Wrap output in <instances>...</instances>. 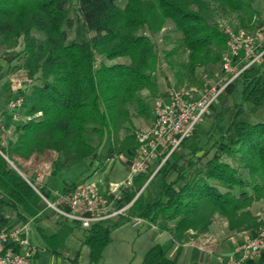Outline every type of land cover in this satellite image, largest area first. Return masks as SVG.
<instances>
[{"label":"trees","instance_id":"16d2710c","mask_svg":"<svg viewBox=\"0 0 264 264\" xmlns=\"http://www.w3.org/2000/svg\"><path fill=\"white\" fill-rule=\"evenodd\" d=\"M254 1L0 0V49L17 51V64L11 70L30 82L20 112L23 121L13 128L14 138L7 139L1 151L18 164L49 154L58 157L61 168L98 161L103 172L119 156L131 161L140 146L133 118L153 119L152 103L165 96L155 79L161 56L177 90L188 87V81L204 90L198 72L210 76L212 70H220L227 29L264 31V17ZM228 18L237 25H222ZM168 24L174 37L163 39L173 47L161 55L153 37ZM239 86L241 103L213 105L212 125L207 129L199 125L155 176L162 177L158 197L141 201L155 179L149 182L152 167L123 192L120 206L131 202L148 183L131 210L145 221L143 227L158 230L171 223L172 241L179 245L208 234L217 220H223L231 234L256 236L264 231V123L239 120L246 113L245 105L251 106L252 114L264 107V61L246 70L223 95L232 96ZM19 167L12 168L0 155V210L12 208L23 224L37 222L44 208ZM170 174L176 177L167 182ZM74 188L68 186L65 192ZM256 204L263 205L258 214L252 211ZM119 224L82 230L59 219L56 235L44 246L59 254L80 230L83 244L91 247V264H98ZM144 264L176 263L161 245H155ZM257 264H264V255Z\"/></svg>","mask_w":264,"mask_h":264},{"label":"built area","instance_id":"2783aa9c","mask_svg":"<svg viewBox=\"0 0 264 264\" xmlns=\"http://www.w3.org/2000/svg\"><path fill=\"white\" fill-rule=\"evenodd\" d=\"M226 33L227 50L220 65L222 83L202 93L193 89L172 90L154 101L152 131L139 136L140 146L137 149L139 156L137 160H132L131 172L125 182L111 184L107 193L102 192L101 187L86 182L62 194L53 193L54 198L51 201L50 195L41 185L26 179L41 199L44 208L42 214L50 210L57 218L82 230H88L96 224L112 222L130 223L134 228L145 226V221L134 216L131 210L148 183L131 202L120 206L119 201L123 192L133 186L137 175L155 165L149 178L150 182L163 169L173 153L179 150L182 142L191 137L195 129L210 115L212 106L217 103L226 89L246 70L261 65L264 61V31L236 32L227 29ZM25 82L15 81L14 84L12 82V86L22 90L26 87ZM24 107V98L18 96L8 103L6 110L12 115L13 121H19L20 112ZM10 136V130L0 120V155L8 162L1 148L6 146ZM31 223L0 230V264L34 263L38 249L31 243ZM262 255H264V231L255 238L239 244L235 254L228 259H221V263L248 264L252 259Z\"/></svg>","mask_w":264,"mask_h":264},{"label":"rangeland","instance_id":"374dc122","mask_svg":"<svg viewBox=\"0 0 264 264\" xmlns=\"http://www.w3.org/2000/svg\"><path fill=\"white\" fill-rule=\"evenodd\" d=\"M254 6L259 10L262 17H264V0H255ZM75 17V13L72 14ZM226 22V23H225ZM237 25L234 18H228L225 20L222 25ZM172 30V25L168 24L166 29L160 33L159 35L153 37V40L157 44L159 54L162 55L163 50H170L173 47L172 42H168L163 37L170 36L174 37V35H169V32ZM74 32L69 33V38L74 39ZM171 40V39H170ZM15 52H5L0 49V119L4 122L5 126L8 128L15 127L20 124L23 120L13 122L12 115L9 114L6 110V107L10 101L14 98L25 97V90L27 87H23L22 90H18L19 87L12 86V82L14 84L15 81L25 82L24 75L14 73L11 69L14 65L17 64V60L15 58ZM199 82H202L204 85V90H201L198 85L196 86L194 82L188 81V87H183L184 89H193L198 93H202L206 90H210L215 87L217 84H221L222 75L220 70H212L211 75H203V71H199ZM155 79L159 86V89L162 93L168 94L172 90H177L176 88V79L173 76L172 71L169 69L165 60L160 58V67L159 71L156 73ZM198 82V83H199ZM29 81L25 82V86L29 85ZM182 88V89H183ZM227 90V89H226ZM226 92V91H225ZM224 92V93H225ZM241 93L242 87L239 86L237 91L230 97L222 95L221 98L215 103V105L221 106L222 104L231 106L233 104L241 103ZM143 97L147 98V92L142 93ZM220 102V103H219ZM154 103V102H153ZM152 103V108L153 104ZM246 113L242 115L239 120L248 124H257L264 123V107H261L255 114L250 113L251 106L245 105ZM131 113L133 111L131 110ZM211 111V115H213ZM206 118L202 123V127L209 128L214 122L213 118ZM8 122V124L6 123ZM134 126L136 127L137 132L140 135H146L152 131L154 118L150 120L145 119H136L133 118ZM105 149L101 151V157L104 158ZM212 155V152H211ZM138 151L136 150L132 154V160L138 159ZM132 160L129 158L119 156L111 161H109L106 165V170L103 172L99 170L98 165L99 162L96 161L91 164L89 161H84L77 165L67 168H61L58 163V157L55 154H49L48 158L45 159L47 164H54L51 169V174H42L43 183H47V188L57 191L58 194H62L65 192V188L68 186H80L86 182L95 184L97 186L101 185L106 179H110L111 183L108 184L105 182L103 185V190L105 193L109 191V187L111 184H121L125 182L131 172ZM232 160V159H231ZM228 159L229 162H232ZM14 161V160H13ZM11 163L10 166L16 168V165H19L17 161ZM39 165L38 162L33 161L31 166L34 169H37ZM155 168V165L152 167ZM20 169V167H19ZM48 170L43 169V171H39L40 173L46 172ZM243 173V172H242ZM246 175V173H243ZM174 174H170L167 177V182H171L175 179ZM162 177L157 176L155 179L149 184L144 194L141 196V201L144 202L146 197H151L150 199H154L160 195L161 186H162ZM33 182L35 181V177L33 178ZM38 184V183H35ZM108 184V185H107ZM100 187V186H99ZM53 196L50 195L49 199L52 201ZM260 205H256L253 213L258 214V211H261ZM48 213H52V211L47 210ZM165 228V226H162ZM164 236L160 239V241H154V237L156 235H160L158 230L148 228V227H139L134 228L130 223L122 222L118 227L112 230V233L109 237V243L102 250V258L98 264H144L146 257L148 255L149 250L155 245H161L163 248L165 246V241L167 234L163 232ZM54 235L53 230H49L46 233V236L51 237ZM256 236H250L247 240L255 238ZM84 234L80 230H76L75 233L69 238L67 242V247L65 249V258L61 262H57L56 264H91V247L88 245H84ZM162 242V243H161ZM165 250V249H164ZM166 252V251H165ZM168 257V255H167ZM231 257V256H230ZM222 257L214 256L212 264H220L219 260ZM168 259H170L168 257ZM171 260V259H170Z\"/></svg>","mask_w":264,"mask_h":264},{"label":"crops","instance_id":"0c3cea01","mask_svg":"<svg viewBox=\"0 0 264 264\" xmlns=\"http://www.w3.org/2000/svg\"><path fill=\"white\" fill-rule=\"evenodd\" d=\"M1 120V119H0ZM15 122V121H13ZM4 123V122H3ZM8 124V122H6ZM5 124V123H4ZM11 132L10 139H13V127L8 128ZM48 158V155H45L38 159H33L29 162H24L19 160L20 171L19 173L27 180L33 182V178L35 177L34 183H38L44 189V191L52 195L57 191H53L47 188V183H43L42 174H51L52 164H47L45 159ZM38 162L39 165L37 169H34L31 166L32 162ZM9 163V162H8ZM11 165V163H9ZM12 168H15L11 166ZM47 171L40 173L39 171ZM107 182L111 183L110 179H106L104 182L99 185L101 187L102 192L103 185ZM107 184V185H108ZM258 205V204H256ZM256 205L253 207L252 211L255 209ZM260 205V209L263 207ZM260 211H258L259 213ZM57 218L53 213L44 212L40 216V220L37 222L31 223V231H30V239L31 243L37 247L38 254L34 260L33 264H56L58 261L61 262L65 258V249L61 250L59 254H52L45 249L44 243L48 240L54 238L57 233L58 225ZM23 223L16 217V213L10 207H5L0 210V230L5 227H17L22 225ZM165 226L163 228L162 226ZM76 227V226H75ZM173 229V224L164 223L158 226V231L160 235H156L154 237V241H160L163 238L165 232L167 234L164 249L168 257L174 261L176 264H212L214 256L222 257L221 259H228L230 256L232 257L235 254V249L239 244L245 242L250 236H252L248 232L244 233H229L227 229V224L223 220H217L210 228L209 233L199 237L196 241H193L189 244L179 245L172 241L171 231ZM49 230H53L54 235L51 237L46 236V233ZM162 243V242H161ZM67 247V245H66ZM221 259L219 263H221ZM253 264H257L259 261V257L251 260Z\"/></svg>","mask_w":264,"mask_h":264},{"label":"water","instance_id":"95a60500","mask_svg":"<svg viewBox=\"0 0 264 264\" xmlns=\"http://www.w3.org/2000/svg\"><path fill=\"white\" fill-rule=\"evenodd\" d=\"M14 169H16V168H14Z\"/></svg>","mask_w":264,"mask_h":264}]
</instances>
